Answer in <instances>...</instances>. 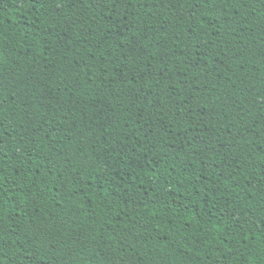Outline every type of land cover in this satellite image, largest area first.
I'll use <instances>...</instances> for the list:
<instances>
[{"label":"trees","instance_id":"1","mask_svg":"<svg viewBox=\"0 0 264 264\" xmlns=\"http://www.w3.org/2000/svg\"><path fill=\"white\" fill-rule=\"evenodd\" d=\"M0 264H264V0H0Z\"/></svg>","mask_w":264,"mask_h":264}]
</instances>
